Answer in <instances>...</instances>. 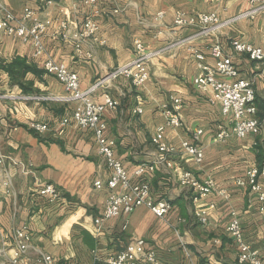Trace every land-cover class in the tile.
<instances>
[{
    "label": "crops",
    "instance_id": "obj_1",
    "mask_svg": "<svg viewBox=\"0 0 264 264\" xmlns=\"http://www.w3.org/2000/svg\"><path fill=\"white\" fill-rule=\"evenodd\" d=\"M3 3L16 16L28 7L48 24L42 38L45 51L39 58L33 56L31 43L0 30V95L63 94L62 84L42 68L48 58L77 73L85 88L107 71L131 62L135 40L158 51L146 83L135 87L125 77L113 83L108 93L117 106L103 114L107 136L116 142L115 155L133 181L137 180L135 170L140 164L157 160L152 137L166 122L162 107L174 97L183 101V126L167 127L161 135L176 148L169 157L173 166L160 163L154 173L145 176L154 197L172 205L170 214L158 218L141 206L128 216L104 220L97 227L94 218L102 213L109 191L93 187L96 179L105 180L108 173L92 133L75 126L62 135L57 133L68 105L0 97V153L8 157L0 180L4 176L9 180L7 186L0 183V246L5 250V264H12L9 255L13 253L14 232L24 225L33 233L23 256L26 264H38L43 255H50L57 264H107L108 257L138 239L156 251L163 264H249L239 263L236 246L226 232L232 214L240 220L245 242L258 252L264 264V207L244 179L249 168L264 164V65L234 55L228 47L234 37L260 45L264 10L254 20L242 19L215 34L202 35L196 27H175V13L215 12L225 20L249 9L248 1L97 0L93 6L74 0ZM88 17L97 22V38L105 43L87 39L80 42L77 51L79 33ZM216 42L233 54L240 75L253 81L262 121L259 135H232L225 141L215 137L216 124L224 119L220 105L210 102L212 90L193 86L199 68L192 51L201 52L206 63L214 65L210 47ZM94 99L102 102L100 93ZM138 105L143 110L140 115L133 113ZM32 121L48 123L49 131L37 135L28 128ZM196 129L202 130L204 159L200 165L179 150L181 142ZM184 171L201 180L212 177L216 190L229 194L228 199L212 194L203 200L202 205H215L207 210L204 224L195 215L192 189L179 180L178 175ZM238 179H243V184L237 185ZM258 181L264 190V174ZM46 183L57 187L60 201L49 202L37 196L39 186Z\"/></svg>",
    "mask_w": 264,
    "mask_h": 264
},
{
    "label": "built area",
    "instance_id": "obj_2",
    "mask_svg": "<svg viewBox=\"0 0 264 264\" xmlns=\"http://www.w3.org/2000/svg\"><path fill=\"white\" fill-rule=\"evenodd\" d=\"M3 1L0 0V30L9 36L17 37L25 44L31 43L33 56L35 58L41 57L45 51L42 38L48 22L40 20L36 13L28 7L23 10L22 15L16 16L6 9ZM74 1L85 6H93L97 2V0ZM247 1L250 5L249 9L225 20H222L215 12H200L191 15L177 12L173 18V24L180 28L196 27L200 34L212 35L239 20H254L264 10V0ZM162 16V12L158 13L159 18ZM62 25L63 27L66 26L65 23ZM98 29V24L93 17L86 18L79 33L76 50L80 51V42L87 39L104 44V40L97 38ZM228 46L234 55L246 56L251 61L264 65V33L260 45H253L239 37H234L229 40ZM133 47L134 59L131 62L107 71L85 88L81 86L77 73L64 64L48 58L43 61L42 68L62 84L63 94L0 95L1 98L23 102H55L68 105L69 108L59 119L57 133L62 135L70 126L92 133L108 173L105 180L96 179L93 182V187L98 190L107 188L109 191L102 213L94 218V224L97 227L104 220L128 216L141 206L148 208L158 218L167 217L173 209L166 200L154 197L151 185L145 176L154 173L156 166L160 163H165L169 168L173 166L169 157L177 152L176 148L163 141L161 135L167 127L181 128L183 126L181 118L182 99L174 97L169 105L166 104L162 107L166 122L157 127V135L152 137V143L156 146L158 153L157 160L151 164H140L135 170L136 181H133V177L125 169L121 160L116 157L115 140L107 136L108 124L104 120L103 114L107 109H115L117 106V102L110 96L108 90L120 77L129 79L135 87L146 83L150 78V63L158 54V51L151 49L147 43L139 39L133 42ZM210 52L214 58V65L206 63L201 52L192 51L199 68V74L194 78L193 86L199 90L211 89L210 102L220 105L224 120L215 126L216 139L225 141L232 135L239 138L259 135L262 129V121L258 117L253 81L240 75L234 63L233 54L227 53L222 44L214 43L210 47ZM98 93L102 97V102H96L94 99ZM142 111V107L138 105L133 113L140 115ZM28 128L37 135H42L49 131L50 125L45 122L32 121L28 123ZM201 134L202 130H194L189 139L181 142L179 148L182 153L191 157L198 165L202 164L204 159V149L200 143ZM7 158L0 153V176L4 172ZM21 165L24 166L25 164L22 163ZM261 174H264V164L261 167L249 168L244 179L263 209L264 190L258 181ZM178 176L182 185L192 189L194 193L192 201L196 205L195 215L203 224L207 221V210L215 207L214 203L202 205L203 200L212 194L219 195L224 199L229 197L227 191L216 190V183L210 176L201 180L190 171H184ZM0 183L7 186L9 180L4 176ZM236 184H243V179H238ZM36 194L49 202H57L61 199L60 191L53 184H41ZM232 215L226 232L236 246L239 263L262 264L258 252L245 242L240 220L234 214ZM32 238L33 233L27 225L15 230L13 253L9 255L12 264H26L23 256L28 250ZM146 246L143 239H138L134 241L132 246L108 257L106 262L107 264H163L156 251ZM4 255L5 250L0 246V264H5ZM38 264H57V261L50 255H43Z\"/></svg>",
    "mask_w": 264,
    "mask_h": 264
},
{
    "label": "rangeland",
    "instance_id": "obj_3",
    "mask_svg": "<svg viewBox=\"0 0 264 264\" xmlns=\"http://www.w3.org/2000/svg\"><path fill=\"white\" fill-rule=\"evenodd\" d=\"M229 47V46H228ZM134 48V47H133ZM150 65H151V63H150ZM118 67V66H117ZM102 161H103V159H102ZM103 165H104V168H105V164H104V161H103ZM259 167V166H258Z\"/></svg>",
    "mask_w": 264,
    "mask_h": 264
}]
</instances>
